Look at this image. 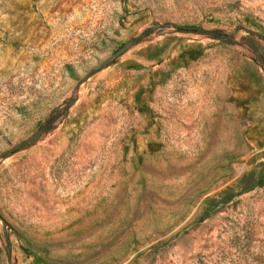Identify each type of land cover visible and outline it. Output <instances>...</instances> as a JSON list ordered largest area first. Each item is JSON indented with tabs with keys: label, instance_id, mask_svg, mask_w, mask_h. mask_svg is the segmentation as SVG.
<instances>
[{
	"label": "rangeland",
	"instance_id": "obj_1",
	"mask_svg": "<svg viewBox=\"0 0 264 264\" xmlns=\"http://www.w3.org/2000/svg\"><path fill=\"white\" fill-rule=\"evenodd\" d=\"M0 264H264V0H0Z\"/></svg>",
	"mask_w": 264,
	"mask_h": 264
},
{
	"label": "water",
	"instance_id": "obj_2",
	"mask_svg": "<svg viewBox=\"0 0 264 264\" xmlns=\"http://www.w3.org/2000/svg\"><path fill=\"white\" fill-rule=\"evenodd\" d=\"M123 53V49L118 50L116 53H114L109 59H107L106 61H104L102 64H100L99 66H97L93 71H97L98 69L104 67L105 65H107L108 63L114 61L116 58H118L121 54Z\"/></svg>",
	"mask_w": 264,
	"mask_h": 264
},
{
	"label": "trees",
	"instance_id": "obj_3",
	"mask_svg": "<svg viewBox=\"0 0 264 264\" xmlns=\"http://www.w3.org/2000/svg\"><path fill=\"white\" fill-rule=\"evenodd\" d=\"M179 31H196L198 28L196 27H176Z\"/></svg>",
	"mask_w": 264,
	"mask_h": 264
}]
</instances>
